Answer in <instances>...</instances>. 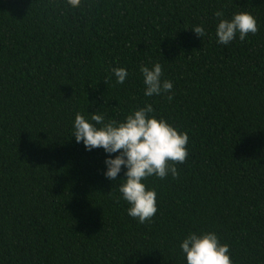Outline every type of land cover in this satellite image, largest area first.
<instances>
[{
	"label": "trees",
	"instance_id": "obj_1",
	"mask_svg": "<svg viewBox=\"0 0 264 264\" xmlns=\"http://www.w3.org/2000/svg\"><path fill=\"white\" fill-rule=\"evenodd\" d=\"M217 10L259 31L218 44ZM156 62L172 101L143 95L139 67ZM112 67L123 84L105 82ZM145 103L190 139L178 180L145 181L158 212L140 224L108 154L71 134L78 112L122 121ZM189 231L264 264V0H0V264H186Z\"/></svg>",
	"mask_w": 264,
	"mask_h": 264
},
{
	"label": "clouds",
	"instance_id": "obj_2",
	"mask_svg": "<svg viewBox=\"0 0 264 264\" xmlns=\"http://www.w3.org/2000/svg\"><path fill=\"white\" fill-rule=\"evenodd\" d=\"M71 8H79L81 0H66ZM218 18L215 36L218 44L227 45L239 37L244 41L249 34L258 31L256 18L249 12L233 13L224 18L222 10L214 13ZM202 38L206 35L202 25L191 28ZM105 82L115 77L117 84H123L129 72L124 67H112ZM139 72L143 77L145 97L166 96L172 101L173 82L164 77L159 62L151 67L141 65ZM90 119L76 113L72 123V136L77 143H83L86 150L102 148L106 155L104 176L110 181H120L117 185L119 196L128 205L127 215L140 224L151 223L158 212L157 191L149 188L145 181L150 177L165 180L169 176L178 180L180 170L177 165L188 160L189 135L178 130L165 118L157 117L152 104L145 103L129 112L122 121L106 119L105 114L92 112ZM116 153L115 156L111 155ZM125 169L124 177L119 173ZM179 248L184 254L186 264H233L227 243H221L214 231H189L180 242Z\"/></svg>",
	"mask_w": 264,
	"mask_h": 264
}]
</instances>
